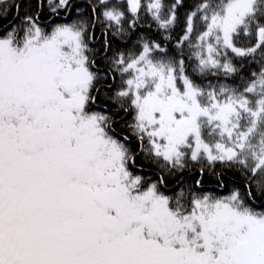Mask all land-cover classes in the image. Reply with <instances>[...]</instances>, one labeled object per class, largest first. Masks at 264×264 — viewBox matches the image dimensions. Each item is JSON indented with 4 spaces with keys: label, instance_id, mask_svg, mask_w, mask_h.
Here are the masks:
<instances>
[{
    "label": "snow or ice",
    "instance_id": "snow-or-ice-1",
    "mask_svg": "<svg viewBox=\"0 0 264 264\" xmlns=\"http://www.w3.org/2000/svg\"><path fill=\"white\" fill-rule=\"evenodd\" d=\"M185 6L0 0V264H264V0Z\"/></svg>",
    "mask_w": 264,
    "mask_h": 264
},
{
    "label": "trees",
    "instance_id": "trees-1",
    "mask_svg": "<svg viewBox=\"0 0 264 264\" xmlns=\"http://www.w3.org/2000/svg\"><path fill=\"white\" fill-rule=\"evenodd\" d=\"M197 2H198V0H185V5H186V6L180 10V11H181V15H183L184 13H186V12H188V11H191V10L193 9L194 5H195ZM14 18H15V17L13 16L12 19H14ZM155 31H156L155 24H153V27H152V29H151V32H152V33H155ZM142 34H143V33H142ZM134 147H135V150H136L137 154H138L139 156H141V158H142V153L140 152L139 147H138V146H134ZM144 170L147 171V172H149V173L151 174V169L148 168L147 166H145V169H144ZM225 194H226V193H225Z\"/></svg>",
    "mask_w": 264,
    "mask_h": 264
}]
</instances>
